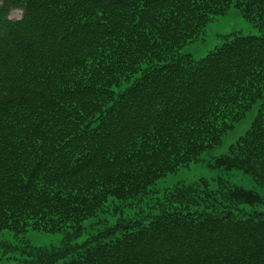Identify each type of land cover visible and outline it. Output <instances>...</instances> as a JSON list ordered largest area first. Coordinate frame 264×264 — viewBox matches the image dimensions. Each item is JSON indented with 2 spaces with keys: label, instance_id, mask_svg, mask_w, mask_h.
Here are the masks:
<instances>
[{
  "label": "trees",
  "instance_id": "trees-1",
  "mask_svg": "<svg viewBox=\"0 0 264 264\" xmlns=\"http://www.w3.org/2000/svg\"><path fill=\"white\" fill-rule=\"evenodd\" d=\"M233 2L260 35L180 52ZM258 100L214 166L264 185V0H0V231L67 232L15 264H264V199L222 178L166 188L154 215L84 224L155 193Z\"/></svg>",
  "mask_w": 264,
  "mask_h": 264
},
{
  "label": "rangeland",
  "instance_id": "rangeland-1",
  "mask_svg": "<svg viewBox=\"0 0 264 264\" xmlns=\"http://www.w3.org/2000/svg\"><path fill=\"white\" fill-rule=\"evenodd\" d=\"M21 10H14L11 18H20ZM234 33L242 35H260V29L249 21L241 11L235 6V3L229 9L212 19L206 26L204 33L200 39L193 40L180 48L181 53H190L194 58L200 59L208 54L211 50L222 44L226 40V35L233 37ZM262 100H258L252 107L247 110L239 121H236L232 128L227 130L222 136L219 144L207 148L200 155V158L187 165L180 166L173 172H168L160 177L153 186L157 189L155 193H149L142 201L134 202L131 205L116 208L119 200L116 198L109 199L105 204V210L98 217L87 219L84 224L87 228L97 226L96 221L105 218L112 211H118L120 215L142 217L148 214L158 213V209L154 207V201L160 197L166 188H173L180 183H191L200 178L210 180L212 187H217V181L222 178L231 185L243 186L247 189L256 190L264 199V185H260L251 173H247L240 169H227L225 167L214 166L216 158L229 152L230 147L244 135L251 127L254 118L258 113V109ZM257 209L264 210V203L255 206ZM244 208L251 209L249 206ZM139 212V213H138ZM38 228V227H37ZM35 225L27 226L20 232L6 228L0 231V240L14 246L11 250H5V246H0V264H15L20 258V252L31 250L32 248H57L64 244L67 232L61 231H45L37 229ZM70 256L60 259L56 264H63L69 260Z\"/></svg>",
  "mask_w": 264,
  "mask_h": 264
}]
</instances>
